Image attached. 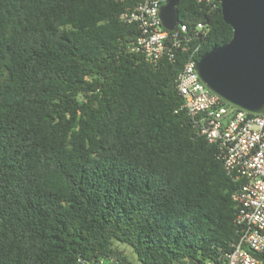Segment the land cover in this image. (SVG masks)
<instances>
[{"label": "trees", "instance_id": "1", "mask_svg": "<svg viewBox=\"0 0 264 264\" xmlns=\"http://www.w3.org/2000/svg\"><path fill=\"white\" fill-rule=\"evenodd\" d=\"M216 6L177 7L210 28L198 57L232 37ZM125 9L0 0V264H134L113 240L139 264H222L237 241L238 182L180 109L187 54L129 51Z\"/></svg>", "mask_w": 264, "mask_h": 264}, {"label": "built area", "instance_id": "2", "mask_svg": "<svg viewBox=\"0 0 264 264\" xmlns=\"http://www.w3.org/2000/svg\"><path fill=\"white\" fill-rule=\"evenodd\" d=\"M115 1L126 5L120 20L138 30L129 51L142 55L151 65L163 58L172 61L178 50L187 54L175 81L182 99L180 109L191 119L197 134L216 147L226 174L238 182L231 196L237 207L233 220L237 241L222 264H264L258 258L264 254V115L252 116L224 105L199 80L196 64L208 25L197 23L190 30L178 25L168 32L158 16L164 0ZM198 2L217 8L213 0Z\"/></svg>", "mask_w": 264, "mask_h": 264}, {"label": "water", "instance_id": "3", "mask_svg": "<svg viewBox=\"0 0 264 264\" xmlns=\"http://www.w3.org/2000/svg\"><path fill=\"white\" fill-rule=\"evenodd\" d=\"M184 0H164L162 27L179 25L177 7ZM232 37L203 53L196 64L199 80L226 106L252 116L264 115V0H213Z\"/></svg>", "mask_w": 264, "mask_h": 264}, {"label": "rangeland", "instance_id": "4", "mask_svg": "<svg viewBox=\"0 0 264 264\" xmlns=\"http://www.w3.org/2000/svg\"><path fill=\"white\" fill-rule=\"evenodd\" d=\"M112 247L120 250L121 253L123 255H125L126 258L129 260V262L134 263V264H139L136 261L135 254L133 253V251H132L130 246H128L126 244H123V243H120V242H118L116 240H113L112 241Z\"/></svg>", "mask_w": 264, "mask_h": 264}]
</instances>
